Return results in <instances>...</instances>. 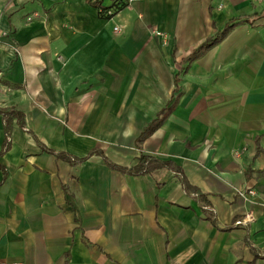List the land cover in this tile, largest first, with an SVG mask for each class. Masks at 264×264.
<instances>
[{
    "label": "crops",
    "instance_id": "crops-1",
    "mask_svg": "<svg viewBox=\"0 0 264 264\" xmlns=\"http://www.w3.org/2000/svg\"><path fill=\"white\" fill-rule=\"evenodd\" d=\"M125 1L0 0V263L264 264V2Z\"/></svg>",
    "mask_w": 264,
    "mask_h": 264
},
{
    "label": "trees",
    "instance_id": "trees-1",
    "mask_svg": "<svg viewBox=\"0 0 264 264\" xmlns=\"http://www.w3.org/2000/svg\"><path fill=\"white\" fill-rule=\"evenodd\" d=\"M91 1L99 9V15L102 18H111L117 11H119L120 9L124 8L127 5V1L125 0H116L112 5H109V6L104 4V0H91ZM232 25L233 24L228 25L224 30L217 33L215 36L209 38L205 43L200 45L193 53V56L201 54L202 52L210 48L212 45L217 43L220 39H222L227 34L229 29L232 27ZM9 114L10 113H4V116L6 117L5 119L7 120V128H6V140H5L2 152L7 151L11 145V135H10L9 127H8V115ZM162 121H163L162 118L155 120L151 125H149L144 130V132L140 136V139L152 133L159 125H161ZM91 153L93 152H90V154ZM87 157L88 156H85L81 158V160ZM138 160H139L138 163L135 166H132L130 168L121 167L111 162H109V164L113 168L121 169V170L128 171V172L135 173V174L150 172L153 169L161 167V166H170L174 171L180 173V169L175 167L174 164H172L171 162L160 161L150 155L141 154Z\"/></svg>",
    "mask_w": 264,
    "mask_h": 264
},
{
    "label": "built area",
    "instance_id": "built-area-1",
    "mask_svg": "<svg viewBox=\"0 0 264 264\" xmlns=\"http://www.w3.org/2000/svg\"><path fill=\"white\" fill-rule=\"evenodd\" d=\"M259 1H263L264 0H259ZM115 32H121V27L120 26H115L114 28ZM153 33L155 36L159 37L162 41L163 45H166L168 43V36L166 34V32L159 30V29H154ZM239 195H241L242 197L248 198V197H252L256 195V190L253 188H250L248 190H241L238 191ZM255 218V215L253 212H247L242 218L238 219L236 221L237 225H242V226H248V224L253 221ZM0 264H4V263H0Z\"/></svg>",
    "mask_w": 264,
    "mask_h": 264
},
{
    "label": "rangeland",
    "instance_id": "rangeland-1",
    "mask_svg": "<svg viewBox=\"0 0 264 264\" xmlns=\"http://www.w3.org/2000/svg\"><path fill=\"white\" fill-rule=\"evenodd\" d=\"M153 33V32H152ZM154 34V33H153ZM167 34V36H168V43L165 45V46H167L168 44H169V41H170V37H169V34L168 33H166Z\"/></svg>",
    "mask_w": 264,
    "mask_h": 264
}]
</instances>
